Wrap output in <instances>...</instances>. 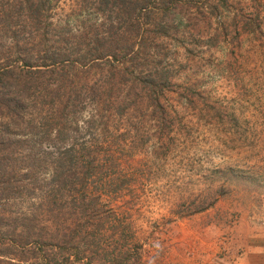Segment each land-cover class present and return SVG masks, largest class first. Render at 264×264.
I'll list each match as a JSON object with an SVG mask.
<instances>
[{
  "label": "rangeland",
  "instance_id": "374dc122",
  "mask_svg": "<svg viewBox=\"0 0 264 264\" xmlns=\"http://www.w3.org/2000/svg\"><path fill=\"white\" fill-rule=\"evenodd\" d=\"M146 7L111 69L114 0H0V264H264V0Z\"/></svg>",
  "mask_w": 264,
  "mask_h": 264
},
{
  "label": "trees",
  "instance_id": "16d2710c",
  "mask_svg": "<svg viewBox=\"0 0 264 264\" xmlns=\"http://www.w3.org/2000/svg\"><path fill=\"white\" fill-rule=\"evenodd\" d=\"M114 2L118 5H121L120 13L122 14V25H126L125 29L122 28H118L115 27L114 31L110 33V35L105 39V37H103L102 39V43L101 40H97L96 41V46L94 49V56L97 59H105V65H107L108 68L114 69V68H118V67H122L124 65H128V67L134 69L135 67L132 65L133 60L137 57L138 52L141 50V44L142 43H138V50L134 51L135 49V45L134 43L130 44L129 43V37L126 36V34L128 32H132L134 31V35L136 36V38L138 37L139 34V30L141 29V26L143 24V22L146 20L147 17V12H149L150 10L146 7L147 6V0H114ZM138 2H142V5H140ZM156 27H166L167 25H165L164 22H162V20L156 25ZM110 28H113V26H111ZM106 41V42H105ZM121 44V45H119ZM134 51V52H133ZM93 52V51H92ZM123 52V53H121ZM86 54H84L83 56H85ZM131 55V56H129ZM82 56V60L84 61V57ZM126 58L125 62H122V64L120 65H115V62L118 61L117 59L120 58ZM69 57H64V60L68 61ZM93 59V58H92ZM74 65V64H72ZM45 66V65H44ZM127 67V69H128ZM125 68V67H124ZM126 70V68H125ZM70 71H68L69 73ZM9 72H6V74H8ZM46 73V70H36L33 71L31 74H26L28 75V77L24 76L25 80H30L31 77L32 78H39L42 77L44 74ZM67 74H64L65 78L68 76ZM5 75V74H2ZM130 75H133V72H130ZM27 81V82H28ZM108 84H110V86L108 87V90H111L113 88V82L111 80H107ZM28 84V83H26ZM60 87V86H59ZM63 88L65 86H62ZM3 87H0V89H2ZM61 88V87H60ZM2 94H0V98L1 97H6L7 95H9V92L2 90ZM73 92L70 90H65V93H62V96L66 97V100H68L66 103H64L65 105L62 106L63 108V113L64 111L67 112V108L68 105L70 104V99L72 96ZM10 103L16 104L14 102L8 101ZM65 112V114H66ZM70 152V150H67L66 152H64V154L59 158V160L61 161L59 165V160H57L55 163L58 165H54L51 170H50V177L52 180V186H54L56 189V192H59L60 190H62V186L59 187V185L57 184L55 178L57 176H60L61 174V168H64L67 164L66 162H68V160L70 159V156L68 155ZM69 157V158H68ZM66 164V165H65ZM59 174V175H58ZM62 185V184H60ZM65 187V186H64ZM60 225H57L56 228L53 231V235L56 238V240H60L61 244V238L63 240V242L66 244L67 248L70 251H74L77 254L81 253L83 254L84 252H89V249H80V244H78L77 242L79 241L78 238H80L81 240H87V239H91L92 235L91 234H87L86 236H82L80 234H78L79 231H74L71 229H68L67 232L61 233L60 230H58ZM25 232V231H23ZM83 233V232H82ZM80 236V237H79ZM94 240V239H93ZM78 251V252H77ZM11 256V255H9ZM11 258V257H9ZM14 259V258H11ZM23 260V259H20ZM19 262V260H17Z\"/></svg>",
  "mask_w": 264,
  "mask_h": 264
}]
</instances>
